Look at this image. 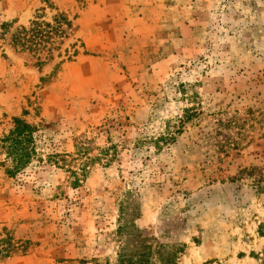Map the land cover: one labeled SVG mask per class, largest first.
<instances>
[{
	"label": "rangeland",
	"instance_id": "rangeland-1",
	"mask_svg": "<svg viewBox=\"0 0 264 264\" xmlns=\"http://www.w3.org/2000/svg\"><path fill=\"white\" fill-rule=\"evenodd\" d=\"M59 14L41 66L0 39V137L24 119L42 159L0 167V264H116L119 226L175 264H264V0H0L11 32ZM75 146L110 162L73 187Z\"/></svg>",
	"mask_w": 264,
	"mask_h": 264
},
{
	"label": "trees",
	"instance_id": "trees-1",
	"mask_svg": "<svg viewBox=\"0 0 264 264\" xmlns=\"http://www.w3.org/2000/svg\"><path fill=\"white\" fill-rule=\"evenodd\" d=\"M70 27L71 22H69L63 14L55 15L52 19V23L44 22L40 17H36L29 23L27 28L20 27L12 32L11 23H1L0 39L9 35V44L12 48L20 52L32 54L36 60H38L37 66H41L44 62L51 59V53L54 50L52 46L54 45L55 38H64L66 34L65 28L70 29ZM44 52L46 53V57L44 58V62H42L40 61V55ZM35 133L36 129L24 119L13 118L9 131L0 137V167L3 168V172L8 178H14L34 161L42 162V159L38 157L35 147ZM171 140H173V138L167 139V141ZM160 141H164V138L161 137L155 141V145H158ZM109 150L110 148L100 149L98 156L90 158L88 148L75 146L77 157H83L81 160L83 164L77 171L72 169L67 171L71 179H73L71 185L76 187L79 183V177H85L88 171L86 165L95 162L100 163L103 159H106L104 165H106L107 162L109 163L110 161L107 160ZM57 157L59 156L50 155L47 157V162L57 165V162H54ZM257 189L259 193L264 194L263 183L258 184ZM127 231L129 230H125V227L121 226L117 229L118 237L122 239V246L116 264H156L155 261H152L154 255L156 257L158 255L157 261L159 264L176 263L177 258L175 252L171 254L165 247H160L159 250L153 254L151 247L146 244L147 240L141 232L135 230V233L124 236V232ZM257 233L261 237L264 236V221L259 224Z\"/></svg>",
	"mask_w": 264,
	"mask_h": 264
}]
</instances>
